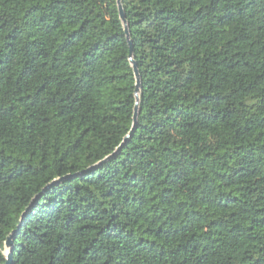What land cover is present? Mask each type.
<instances>
[{"label": "trees", "instance_id": "1", "mask_svg": "<svg viewBox=\"0 0 264 264\" xmlns=\"http://www.w3.org/2000/svg\"><path fill=\"white\" fill-rule=\"evenodd\" d=\"M0 0V264H264V0Z\"/></svg>", "mask_w": 264, "mask_h": 264}, {"label": "water", "instance_id": "2", "mask_svg": "<svg viewBox=\"0 0 264 264\" xmlns=\"http://www.w3.org/2000/svg\"><path fill=\"white\" fill-rule=\"evenodd\" d=\"M118 7H119V12H120V18L124 23L125 26V31H126V35H127V39L130 43V48H131V62L133 64L134 67V71H135V76L137 79V87H136V98H137V102H136V106H135V112H134V126L131 130V132L125 137L123 143L121 144V146L118 148L117 152L121 151L122 148H124L129 141L131 140V138L133 137V134L136 131L137 128V123H138V117L140 114V92H141V77L138 71V67L136 65V62L134 61L133 58V47H132V43L130 41V32H129V26L126 20V16H125V12L123 9V5H122V0H118ZM6 249L8 250V252L6 253V263L5 264H12V249H13V244H12V237L10 236L5 244Z\"/></svg>", "mask_w": 264, "mask_h": 264}]
</instances>
